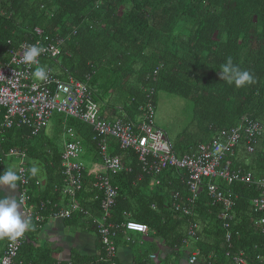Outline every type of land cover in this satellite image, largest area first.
I'll return each instance as SVG.
<instances>
[{
    "label": "trees",
    "instance_id": "obj_1",
    "mask_svg": "<svg viewBox=\"0 0 264 264\" xmlns=\"http://www.w3.org/2000/svg\"><path fill=\"white\" fill-rule=\"evenodd\" d=\"M36 28L42 29L51 40H65L55 63L60 67L55 73L59 78L70 75L86 80L90 75L89 86L97 103L114 90L128 94L130 105L119 116L125 122L138 120L140 107L153 90L154 105L161 92L193 102L195 135L184 133L185 137L173 144L178 156L193 153L223 131L239 128L243 117L250 116L263 128L256 151L247 152L243 135L231 159L234 168L243 167L264 179V0H0V67L10 61L12 49L34 39ZM229 57L253 75L254 83L237 88L221 80L219 71ZM48 62L54 63L43 60L42 64ZM109 109L114 110L107 106L104 111ZM71 129L75 139L81 140L90 151H97L91 127L79 122L77 128ZM38 137L44 142L42 146L37 144L39 151L30 143L26 148L27 166L30 168L34 162L41 164L38 176L32 177L28 172V188L31 203H45L46 211H52L57 209L55 205L60 202L65 186L61 168L63 150L47 142L45 131ZM38 137H32L27 128H14L4 132L0 147L8 154L12 148L24 147L16 142ZM112 145L118 149L117 155L127 157L124 160L131 172L111 176L118 188V198L110 223L129 220L142 223L149 229L147 236L152 235L154 242L161 241L180 256L188 253L184 245L192 240L198 245L204 264H234L227 256L230 251L242 252L248 264H264V234L255 225L258 216L251 210L252 200L259 195L255 186H221L237 196L235 218L229 229L233 238L228 243V229L219 219V207L208 197L206 183L195 216L187 218L173 208L176 193L181 195L182 205H187L189 196L181 171L168 168L153 175L143 169L134 152L121 151L111 139L110 148ZM5 160L0 154V173L7 167ZM151 161L148 159L149 164ZM240 162L243 166L237 164ZM168 178L171 184L166 185L164 181ZM94 180L85 171L84 188L78 199L85 208L99 214L100 201L96 200L99 194L93 188ZM79 219L82 218L75 216L65 222L72 224ZM198 219L209 221L213 234L205 235L213 241H199L185 234L189 220L202 225ZM31 222L35 230L26 231L18 261L62 264L47 243H40L46 223ZM84 223L97 235L99 255L88 259L75 257L66 264H104L105 251L96 226L89 220ZM122 232L126 231H120L114 239L116 247ZM204 232L201 226L197 235L201 238ZM8 241L0 240V249L4 247L2 257ZM146 259L147 256L142 257L140 264H147Z\"/></svg>",
    "mask_w": 264,
    "mask_h": 264
},
{
    "label": "built area",
    "instance_id": "obj_2",
    "mask_svg": "<svg viewBox=\"0 0 264 264\" xmlns=\"http://www.w3.org/2000/svg\"><path fill=\"white\" fill-rule=\"evenodd\" d=\"M31 45L44 48V52L37 58L35 64H25L22 61L23 52ZM65 45L64 38L51 40L45 32L36 28L34 39L25 41L10 51V61L0 67V144L5 131L14 128H27L32 137H38L47 128L49 120L56 114L67 118L72 117L93 129V140L97 147L98 160L90 168L78 162V157L85 154V146L79 139H75L74 130L67 129L66 133L71 141H66L61 156L62 176L65 186L61 193L65 202L55 205L52 211H46L45 203H31L28 177V151L25 148H12L4 154L5 157L15 158L18 162L17 170H22V180L19 182L18 199L23 196L24 211L30 220L43 225L48 220H70L75 216L92 221L101 238L105 256L104 264H119L117 262V247L114 239L120 231L147 236L149 229L146 225L135 221H126L122 224L110 223L108 220L117 204L118 188L112 183L111 176L122 172H131L125 166L121 156L109 152L110 140H115L121 151L134 152L143 169L153 175L160 174L164 169L181 171L185 177L188 189L187 205L179 203L181 195H174L173 208L181 211L187 218L196 214L204 183L210 201L221 208L219 219L225 229H228L226 241L231 243V225L235 218L237 196L222 189V185L234 184L255 186L259 195L251 202V210L258 216L255 225L264 234V179L257 178L252 171L243 167L234 168L231 156H234L236 147L240 144L243 135L246 140V149L253 154L259 144L258 137L262 135V126L251 120L250 116L243 117L242 126L231 131H223L217 138L208 144H201L193 153L178 156L174 145L167 133L155 126V106L151 91L147 95V102L140 107V116L136 122H124L120 119H106L101 116V107L95 102L89 86L90 75L86 80H78L70 75L59 78L51 68L48 70V79L38 82L33 79L32 73L42 66L43 60H53L61 56ZM148 159H152L149 164ZM85 171L94 177V190L99 194L96 200L100 201V211L85 208L78 199L84 188ZM207 181V182H205ZM23 211V209H21ZM132 225V227H129ZM201 231L199 224L189 220L188 236L199 239ZM26 232L15 241H8L4 256L0 264H22L18 261L21 248L26 240ZM189 240L185 243L187 244ZM227 256L235 264H248L243 253L227 252ZM151 259H156L152 256ZM190 264L197 262L196 256H191Z\"/></svg>",
    "mask_w": 264,
    "mask_h": 264
},
{
    "label": "crops",
    "instance_id": "obj_3",
    "mask_svg": "<svg viewBox=\"0 0 264 264\" xmlns=\"http://www.w3.org/2000/svg\"><path fill=\"white\" fill-rule=\"evenodd\" d=\"M53 72L56 73L55 71ZM99 106L101 107L100 103ZM101 116L103 118L111 119V120L116 119L115 117H117V119L122 120L121 117L123 115L119 118V116H117L116 113H114V110L111 109L107 110L104 113V109H102L101 107ZM65 137H68L67 133L64 135V138ZM66 141H68V139ZM63 149H64V145H63ZM85 149L86 150L84 155L90 156L91 165H92L95 162L97 151L96 150L90 151L86 147ZM110 150H111L110 154H113L115 152L116 154L113 155L119 156L117 155L119 154L117 152L118 149L113 145L109 149V152ZM127 154H131V153L129 152ZM121 157L123 162L125 163V166L127 168H130V166H128L129 164H127L126 160H124L127 157L125 155H122ZM5 161L7 166L12 165L15 166V168L17 169L18 162L15 158L12 159V157L11 158L6 157ZM237 164L243 166L241 162ZM154 181L152 182V185H154ZM170 181L171 180L168 178L164 181L166 182L164 184L166 185L171 184ZM139 183H142V179L139 180ZM18 193H19L18 186L15 190L10 189L8 186H0V194H2L5 197L9 195H13L18 199ZM60 202L64 203L65 202L64 198H61ZM220 211L221 208L219 207V214ZM82 219H79L72 224L66 223L65 221L62 220H48L45 224L44 231L40 237V243H47V245L54 251V257L59 259V262L62 264L71 263V261H73L75 257L88 259L99 255L98 253L100 252V248H99V241L97 235L93 230L87 228L88 226H86L84 223L85 220ZM198 222L202 224L200 225L199 223H197L199 224L200 228L202 226V229L204 230L205 228L206 230V232H204V236L202 235V237L201 238L199 237L198 240L199 241L206 240L207 242L213 241L206 239L208 237L207 235H205V233L211 234V232L213 234V229L209 227V221L205 219L204 221L202 220L201 222V219L200 221L198 219ZM188 228L189 225L187 224L184 227L185 234L188 233ZM118 238H119V242L117 243V251H118L117 259L119 264H140L142 257H144L145 259L146 256H147L146 260H148L147 264H190L189 260L191 256L197 257L198 260L195 264H204V260L200 258V250L198 249V245L195 244L196 242L192 240H189V242L187 244L185 243L184 245V250L188 253L185 254L184 256H180L169 247H165L161 241L156 240L154 242V239H152V235L140 236L134 233L122 232V234ZM3 252H4V247L0 249V259L3 255ZM152 256H156V259H151Z\"/></svg>",
    "mask_w": 264,
    "mask_h": 264
},
{
    "label": "rangeland",
    "instance_id": "obj_4",
    "mask_svg": "<svg viewBox=\"0 0 264 264\" xmlns=\"http://www.w3.org/2000/svg\"><path fill=\"white\" fill-rule=\"evenodd\" d=\"M43 67L49 66L53 69V71L58 72L60 71V67L53 63L44 65ZM103 101L100 102L102 109L105 107L113 108L116 111L117 116L124 115V110L129 107L130 101L129 96L126 93H122L121 91H111L106 97L102 99ZM194 111L195 107L193 102L189 100H185L182 97L161 92L159 93L158 100L155 105V126L163 131H165L170 139V141L175 144L177 140L183 138L184 133L187 135L193 132V118H194ZM106 110L104 111V113ZM79 120L69 117L65 118L63 115L56 114L54 115L48 122L47 128L45 130V137L50 145L57 147L58 149L62 150L63 145L67 139L70 137H65L66 128H77L79 124ZM41 138H29L21 143L16 142L17 144H21L24 146L23 148H27L29 143L31 146L37 147V144H44L40 141ZM41 145V146H42ZM19 146V145H17ZM16 147V146H15ZM38 151L40 150L37 147ZM34 154L38 155L37 152L34 150ZM14 159V158H12ZM11 160V159H10ZM78 162L83 164L87 169L91 167V160L89 155H83L78 157ZM32 166H36L41 169L40 162H34ZM29 169V166H28ZM40 174V172H39ZM140 235V234H137ZM142 236V235H140Z\"/></svg>",
    "mask_w": 264,
    "mask_h": 264
},
{
    "label": "clouds",
    "instance_id": "obj_5",
    "mask_svg": "<svg viewBox=\"0 0 264 264\" xmlns=\"http://www.w3.org/2000/svg\"><path fill=\"white\" fill-rule=\"evenodd\" d=\"M43 52V47L31 45L23 52L22 61L25 64H35L37 58ZM219 75L221 80L230 85L234 84L237 88L254 83L253 75L234 64L231 57L222 65ZM32 76L38 82H45L48 79V70L43 66L37 67ZM21 172L22 170H17L15 166H7L0 173V186H8L10 189L15 190L22 180ZM29 173L32 177H36L39 175V168L32 166L29 168ZM20 209H23V211ZM129 227H132V225H129ZM32 230H35V225L31 222L28 213L24 211L23 196L17 199L13 195L5 197L0 194V240L15 241L23 236L26 231Z\"/></svg>",
    "mask_w": 264,
    "mask_h": 264
}]
</instances>
